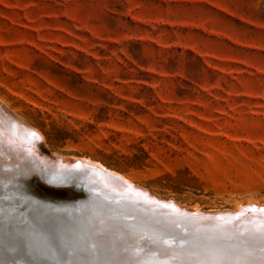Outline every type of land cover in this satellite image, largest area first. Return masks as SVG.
I'll return each instance as SVG.
<instances>
[{
    "label": "rangeland",
    "instance_id": "1",
    "mask_svg": "<svg viewBox=\"0 0 264 264\" xmlns=\"http://www.w3.org/2000/svg\"><path fill=\"white\" fill-rule=\"evenodd\" d=\"M0 109L48 158L188 210H264V0H0Z\"/></svg>",
    "mask_w": 264,
    "mask_h": 264
},
{
    "label": "water",
    "instance_id": "2",
    "mask_svg": "<svg viewBox=\"0 0 264 264\" xmlns=\"http://www.w3.org/2000/svg\"><path fill=\"white\" fill-rule=\"evenodd\" d=\"M100 173L107 183L91 181L88 172L43 168L34 174L0 164V214L6 217L0 264H124L123 257L130 260L141 249L156 257L154 253L180 252L186 245L189 252L218 258L250 244L221 231L223 216L196 217L146 196L133 198L129 191L116 190L124 188L118 178ZM209 219L220 224H202ZM143 226L153 230L147 233ZM115 234L122 242L110 246L108 237ZM258 253L264 258V250Z\"/></svg>",
    "mask_w": 264,
    "mask_h": 264
},
{
    "label": "bare ground",
    "instance_id": "3",
    "mask_svg": "<svg viewBox=\"0 0 264 264\" xmlns=\"http://www.w3.org/2000/svg\"><path fill=\"white\" fill-rule=\"evenodd\" d=\"M21 120L22 119H20V121ZM33 133H36V134L34 135ZM32 134H33V137L30 139L29 136ZM40 135L41 134H39L35 129L31 128V126L30 127L29 125L25 126L24 124L18 121H13L12 119L6 117L0 109V164L2 165H6L7 163H10L12 165L15 164L19 167H25L28 171H30V173H34V174L37 170H41L42 168H47L48 170H50V172L52 171V172H57V173L88 172L90 175V180L93 182H99L100 184L107 183L108 180L102 178L100 175L101 174L100 172H106L107 174H110L111 176H115L123 183L125 189L116 188V190L118 189V191L120 190L129 191L131 193V196H133V198L134 197L136 198L137 196H140V197L146 196L145 198L151 199L155 203L158 202V203L171 205L173 210L174 209L176 210L175 212L188 213V214L192 213L193 215H196V217L215 216V215L223 216V218H225L224 219L225 221L221 223L220 225L221 231L228 232L227 234L230 233L237 239L239 238L238 240H240V242L242 243H247V242L250 243L248 247H244V248L240 247V252H242L241 257H243L244 255V259H245V260L242 259L243 261L241 260L240 264H264V262H262L264 261L263 255L262 254L260 255L258 253L259 250L261 249L264 250V210L263 209L261 210V207L259 209V207H257L258 204L257 206H255V204L253 203H250V204L248 203L250 207H247L245 209L237 208L238 210L235 209L232 212L229 211L226 213H219L217 211L216 212L215 211L214 212L213 211L203 212L202 210L200 211L196 207L193 210H188L186 209L187 207L185 208L182 207L183 205L178 206L176 203L173 202L174 200L164 201V200H161L151 195L146 189L142 188L141 186L137 184H134L126 176H123L119 173H116L102 166L101 164L98 163V161L95 162V161H92V159L90 160L85 157H76V156L74 157L68 156V158H64V157H61L60 154L59 156L54 155L49 158L41 155L38 151V144L36 141H34V138L36 136H39L41 138L42 136ZM239 207H240V204H239ZM217 219L216 220L209 219V220L203 221L202 224H204L205 226H215L219 222L217 221ZM243 220H247V221H243ZM235 225L239 226L238 230L234 229ZM142 229L146 230L147 233L153 230V229H150V227L148 226H143ZM108 239H110L109 240L110 246L113 244L114 246H117L116 243L122 242V240H120L121 238L117 240H113L110 237H108ZM185 248L188 254L186 253L187 255L184 256V259L186 260L182 262L183 264L184 263L194 264L196 260L198 263H201V264L203 263V260L204 261L208 260L210 261V263L212 261L211 264H213V261L216 260L218 262L216 264H219V262L223 263L225 261L223 260L224 257H229L227 255V256L217 258L212 253H208V252H189L187 245L185 246ZM115 252H117L116 247H115ZM142 257L143 256L138 257V255L135 254L134 257H132L130 260L123 258V261H127L128 263H132V264H138L137 260H139ZM238 258H239V255H238ZM223 264H227V263H223Z\"/></svg>",
    "mask_w": 264,
    "mask_h": 264
}]
</instances>
